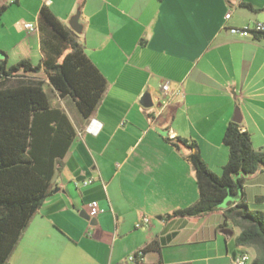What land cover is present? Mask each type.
Segmentation results:
<instances>
[{"label":"crops","instance_id":"0c3cea01","mask_svg":"<svg viewBox=\"0 0 264 264\" xmlns=\"http://www.w3.org/2000/svg\"><path fill=\"white\" fill-rule=\"evenodd\" d=\"M0 5L8 6L0 19V50L9 66L41 62L39 31L24 25L38 26L39 11L48 6L69 28L80 14L78 41L108 81L87 120L72 100L46 87L52 107L66 113L76 136L53 177L52 194L9 264H126L155 239L161 240V254H147L144 264H231L245 252L235 243L240 229L236 233L230 222L221 227L224 212L240 203V195L203 218H167L199 197L190 150L167 139L194 142L208 168L221 176L229 158L223 138L238 110L241 130L264 152V36L241 38L229 31L264 24V0H0ZM32 78L46 80L43 72ZM146 96L149 107L143 104ZM87 180L91 184L83 186ZM244 192L248 207L255 203L254 210L264 212V169L246 180ZM92 201L102 209L93 220ZM143 217L149 226L136 229Z\"/></svg>","mask_w":264,"mask_h":264},{"label":"trees","instance_id":"16d2710c","mask_svg":"<svg viewBox=\"0 0 264 264\" xmlns=\"http://www.w3.org/2000/svg\"><path fill=\"white\" fill-rule=\"evenodd\" d=\"M7 9L0 5V19ZM38 31L39 64L23 60L9 66L7 54L0 50V264H9L31 219L52 194L53 177L76 136L66 113L52 107L46 87L60 98L72 100L86 120L108 88V81L87 56L77 34L48 6L39 11ZM41 72L46 80L32 78ZM167 141L190 150L188 160L199 193L193 205L167 218H203L230 196L240 195V203L224 212L221 227L227 228L230 222L240 229L236 246L245 252L255 251L251 264H264V212L250 210L244 192L246 180L264 169V152L253 147L250 134L241 130V123L228 125L223 144L229 158L221 176L208 168L194 142L180 137ZM161 249V240L155 239L137 253L144 259L149 253L161 254Z\"/></svg>","mask_w":264,"mask_h":264},{"label":"built area","instance_id":"2783aa9c","mask_svg":"<svg viewBox=\"0 0 264 264\" xmlns=\"http://www.w3.org/2000/svg\"><path fill=\"white\" fill-rule=\"evenodd\" d=\"M17 0H9L10 4H15ZM231 13H227L225 18L228 20L230 18ZM24 27L29 31H36L38 30V26L27 23L24 25ZM230 33L234 36H238L241 38H250L256 36H262L264 35V24L262 23H256L252 27H244V28H231L229 29ZM163 93L167 96H169V99L172 98L171 94V86L169 83H165L162 87ZM92 122L89 124V127L91 126ZM88 127V128H89ZM96 128V127H95ZM93 128V132H97ZM91 180L84 181L82 183L83 186H88L91 184ZM102 213V209L100 208V205L97 201H92L88 205V216L90 219H96L100 214ZM150 224V219L148 217H143L140 222L136 224V229H144L148 227ZM138 254V255H137ZM138 256V257H137ZM252 258L251 255L248 252H239L235 255L233 258L231 264H251ZM126 264H144V259L141 257L140 253H133L127 257Z\"/></svg>","mask_w":264,"mask_h":264},{"label":"water","instance_id":"95a60500","mask_svg":"<svg viewBox=\"0 0 264 264\" xmlns=\"http://www.w3.org/2000/svg\"><path fill=\"white\" fill-rule=\"evenodd\" d=\"M70 27H71L72 31H73L75 34L78 35V34L82 33V26H81V24H80V14H79V13L76 14V15L72 18V20H71V22H70ZM148 101H149V103H148ZM143 104H144L146 107H149V106L152 104L150 96H146V97L144 98V100H143ZM234 122H237V123H241V122H242V116H241V114H240V111H238V110L236 111V115H235V117H234ZM236 197H238V196H236ZM236 197L230 196L229 198H230V199H234V198H236Z\"/></svg>","mask_w":264,"mask_h":264},{"label":"rangeland","instance_id":"374dc122","mask_svg":"<svg viewBox=\"0 0 264 264\" xmlns=\"http://www.w3.org/2000/svg\"><path fill=\"white\" fill-rule=\"evenodd\" d=\"M34 25H35V23H34ZM14 28H15V30L16 31H19V32H21V30L15 25L14 26ZM23 34V33H22ZM253 202V201H252ZM255 204V203H254ZM254 204L253 203H251V204H249V206H250V210H254ZM259 206V205H258ZM239 232V229H236V233H238ZM251 256H254V255H256V253H255V251L251 248V249H247L246 250Z\"/></svg>","mask_w":264,"mask_h":264}]
</instances>
